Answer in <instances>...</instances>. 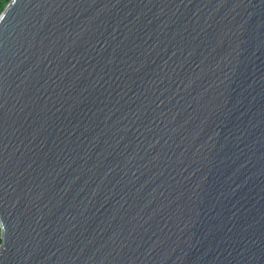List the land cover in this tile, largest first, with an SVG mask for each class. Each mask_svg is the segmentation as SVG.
Returning a JSON list of instances; mask_svg holds the SVG:
<instances>
[{
    "label": "water",
    "instance_id": "1",
    "mask_svg": "<svg viewBox=\"0 0 264 264\" xmlns=\"http://www.w3.org/2000/svg\"><path fill=\"white\" fill-rule=\"evenodd\" d=\"M0 264H264V0H10Z\"/></svg>",
    "mask_w": 264,
    "mask_h": 264
},
{
    "label": "trees",
    "instance_id": "2",
    "mask_svg": "<svg viewBox=\"0 0 264 264\" xmlns=\"http://www.w3.org/2000/svg\"><path fill=\"white\" fill-rule=\"evenodd\" d=\"M10 0H0V13L2 12V10L4 9L5 5L9 2ZM0 243H1V239H0Z\"/></svg>",
    "mask_w": 264,
    "mask_h": 264
}]
</instances>
